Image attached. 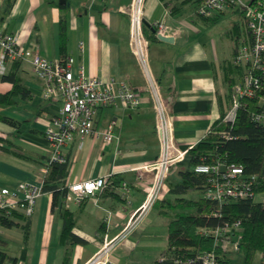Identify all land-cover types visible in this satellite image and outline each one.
I'll return each mask as SVG.
<instances>
[{
    "label": "crops",
    "instance_id": "1",
    "mask_svg": "<svg viewBox=\"0 0 264 264\" xmlns=\"http://www.w3.org/2000/svg\"><path fill=\"white\" fill-rule=\"evenodd\" d=\"M129 1L0 0V27L17 32L24 47L47 58L70 54L74 66L82 64L88 74L114 77L139 87L144 79L128 45L125 5ZM199 2L145 0L144 5L145 33H155L149 38V62L162 92L173 94L174 134L186 149L198 142L221 109L227 108L229 85L237 73L230 61L232 31L229 53L215 45L208 47L207 17L195 11ZM155 20L178 27L173 35H166L170 40L157 36L150 25ZM15 81L29 95L16 94L10 103L0 101V116L14 121L0 118V190L13 189L21 181L40 183L45 174L42 166L53 153L44 130L59 102L42 97L41 82L27 60L20 61ZM11 86L12 82L0 75V92ZM109 122H113L116 135L113 141L105 143L100 136L90 134L61 148L68 163L65 185L98 175H107L108 185L79 202L58 195L55 204L52 192L45 190L36 198L31 214L13 209L27 217L29 232L24 238L20 226L24 221L19 217H14L17 225L0 222V251L5 253L0 264H84L98 250L105 234L114 239L111 256L120 264H151L167 248L170 217L164 215L166 206L159 202L146 210L136 227L125 229L145 197L137 183L138 171L159 153L147 93L142 92L136 108L121 103L100 107L95 128L102 129ZM187 163L186 158L173 166L168 180H177L178 169ZM64 212L70 213L72 232L79 241L63 237Z\"/></svg>",
    "mask_w": 264,
    "mask_h": 264
},
{
    "label": "built area",
    "instance_id": "2",
    "mask_svg": "<svg viewBox=\"0 0 264 264\" xmlns=\"http://www.w3.org/2000/svg\"><path fill=\"white\" fill-rule=\"evenodd\" d=\"M236 3L242 5V18L233 40L230 61L237 73L229 85V106L223 118L233 122L238 109L246 108L249 118L264 127V0H200L195 11L199 16L212 17ZM144 5L145 0H130L125 5L129 20L128 45L144 79V84L139 87L114 77L101 78L88 74L82 64L74 66L75 59L70 54L62 58H47L24 47L17 32H9L0 27V75L7 72L9 63L27 60L41 82L42 97L59 102L57 112L49 118L44 130L53 153L42 166L43 174L52 162H67L61 148L75 139L90 134L100 136L105 143L115 139L113 122L102 129L95 128V118L100 107L121 103L128 108H136L141 102L142 92L147 93L154 114L159 153L138 171L137 183L144 189L145 197L131 214L125 229L136 227L146 210L167 194L172 167L182 163L187 157V149L179 145L174 134L173 94L162 92L149 62ZM150 25L162 35H173L178 28L162 20H155ZM79 47L83 49L82 42ZM220 133L225 137H233L225 130ZM221 164H224L223 170H220ZM194 170L208 174L204 193L207 198L222 203L228 199L252 197L264 205V191L256 190V187L264 183V172L247 173L241 164L221 160L197 163ZM42 182L43 176L40 183L21 181L13 189L3 187L0 190V210L10 212L21 208L26 215L31 214L36 198L43 192ZM108 183L107 175L76 180L68 185L65 200L79 202L84 196L94 194ZM108 217L107 215L106 218ZM240 223V219H235L217 225H198L196 233L204 237L210 236L215 249H201L185 255L175 253L169 256L168 253H162L158 260L162 263L170 260L173 264H218L217 248L221 252L238 249ZM113 249L114 239H107L105 234L98 250L84 264H120L111 256Z\"/></svg>",
    "mask_w": 264,
    "mask_h": 264
},
{
    "label": "trees",
    "instance_id": "3",
    "mask_svg": "<svg viewBox=\"0 0 264 264\" xmlns=\"http://www.w3.org/2000/svg\"><path fill=\"white\" fill-rule=\"evenodd\" d=\"M166 4L168 5L167 2ZM219 14L207 17V19L216 20ZM231 31L235 37L237 23L232 26ZM146 35L148 39L152 35L155 37L154 32ZM64 55L66 54L63 53L59 57L62 58ZM19 64L20 61H13L9 70L2 75L4 80L12 82V86L9 90L0 92L1 102H12L16 94H20V96L29 95L28 91L15 81ZM225 110L224 108L221 109L219 117L212 122L203 137L187 149L188 163L178 169L177 180H168L167 196L165 195L162 199L154 202V204L159 202L166 206L164 215L170 217L167 227L168 246L162 253H168L169 256L175 253L185 255L201 249H215L211 237L200 236L196 233V227L204 224L217 225L240 219L241 238L238 249L221 252L217 248L218 264H264V205L252 197L228 199L222 203L209 199L204 195L208 184V174L194 170L197 163L221 160L239 163L247 173L264 172V127L249 118L246 108L238 109L233 122L223 118ZM0 118L14 123L10 117L0 116ZM222 130L229 132L233 137L221 135ZM67 168V162H52L48 165L43 176L42 191L49 190L52 192L53 204L56 203L57 196L65 194L68 189V186L63 182ZM256 190L258 192L264 191V183L256 187ZM188 193H195L196 195L187 196ZM64 213L63 237H69L74 242L79 241L80 237L72 232L74 221L70 213ZM14 217H19L24 221L20 226L23 229L24 238H26L29 232L27 217L15 210L0 211V222L6 226L18 224ZM231 253H238L239 260H233L230 257ZM259 253H262L261 257H258ZM4 256V251H0V260ZM151 264L173 263L170 260L162 263L156 259Z\"/></svg>",
    "mask_w": 264,
    "mask_h": 264
},
{
    "label": "rangeland",
    "instance_id": "4",
    "mask_svg": "<svg viewBox=\"0 0 264 264\" xmlns=\"http://www.w3.org/2000/svg\"><path fill=\"white\" fill-rule=\"evenodd\" d=\"M242 5L236 3L220 13L216 20L207 19V46L215 45L219 50L229 53L232 26L240 24L242 18ZM232 57L233 53L230 54ZM189 196H195V193H188ZM233 260L238 259V253H231ZM257 261V259H256Z\"/></svg>",
    "mask_w": 264,
    "mask_h": 264
},
{
    "label": "water",
    "instance_id": "5",
    "mask_svg": "<svg viewBox=\"0 0 264 264\" xmlns=\"http://www.w3.org/2000/svg\"><path fill=\"white\" fill-rule=\"evenodd\" d=\"M252 1V0H251ZM154 29V28H153ZM157 36L160 38V39H163V40H170V38L166 35H162V34H157ZM224 169V164H221L220 165V170H223Z\"/></svg>",
    "mask_w": 264,
    "mask_h": 264
}]
</instances>
